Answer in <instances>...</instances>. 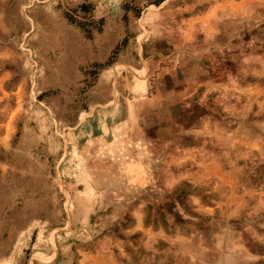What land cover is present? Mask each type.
<instances>
[{"label":"rangeland","instance_id":"374dc122","mask_svg":"<svg viewBox=\"0 0 264 264\" xmlns=\"http://www.w3.org/2000/svg\"><path fill=\"white\" fill-rule=\"evenodd\" d=\"M0 264H264V0H0Z\"/></svg>","mask_w":264,"mask_h":264}]
</instances>
